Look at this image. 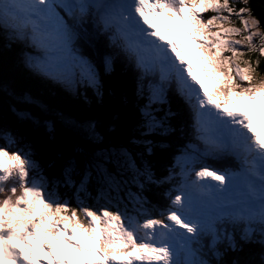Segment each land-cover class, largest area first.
<instances>
[{
    "label": "snow or ice",
    "instance_id": "snow-or-ice-1",
    "mask_svg": "<svg viewBox=\"0 0 264 264\" xmlns=\"http://www.w3.org/2000/svg\"><path fill=\"white\" fill-rule=\"evenodd\" d=\"M238 2L0 0V52L100 103L102 74L120 62L133 121L109 140L92 120L3 89L0 264H264V27L251 0ZM185 117L195 143L172 151ZM41 122L58 123L71 150L38 158ZM165 185L156 212L150 195Z\"/></svg>",
    "mask_w": 264,
    "mask_h": 264
},
{
    "label": "trees",
    "instance_id": "trees-1",
    "mask_svg": "<svg viewBox=\"0 0 264 264\" xmlns=\"http://www.w3.org/2000/svg\"><path fill=\"white\" fill-rule=\"evenodd\" d=\"M240 7L245 5L238 3ZM250 6L253 9L256 17L261 20L264 27V0H251ZM238 24L240 22L238 21ZM19 53L17 51L0 52V94L3 93L5 87L15 89L16 91H27V95L38 99L41 103L49 105L52 109L62 112L67 118L73 120L87 121L92 120L97 123V130L100 134L109 140H123L128 135L133 121L129 116V109L121 105L122 96L127 93L131 94L130 77L123 71L121 66H115V72L112 74L111 81L104 86V102L100 103L99 99L92 90H88L84 94L74 95L68 92L63 87L53 86L49 80H38L35 77H29L25 74V67L19 62ZM247 59V57H245ZM255 60L256 57L252 56ZM112 73V72H111ZM257 76H264V59L261 60L260 66L257 69ZM42 82V84L40 83ZM42 85V87L40 86ZM48 90H47V89ZM28 110L37 119L41 117V111L35 104L25 105ZM27 127H32L31 122H24ZM39 136L48 140L53 149H58L60 152L70 151L71 143L67 140L63 129L58 123H53L52 129L49 130L43 122L38 129L34 131ZM46 162H50L44 153ZM49 151L46 154L49 155ZM58 153V154H59ZM51 154V153H50ZM52 155V154H51ZM54 155V154H53ZM55 157V156H54ZM165 169L162 165L158 166V170ZM166 186V185H165ZM162 187V186H160ZM160 187L153 188L150 197H156L159 201L164 197L166 192ZM150 198V199H151ZM165 199V197H164ZM152 204L153 200L151 199ZM94 206H100L103 201ZM75 206V205H73Z\"/></svg>",
    "mask_w": 264,
    "mask_h": 264
},
{
    "label": "water",
    "instance_id": "water-1",
    "mask_svg": "<svg viewBox=\"0 0 264 264\" xmlns=\"http://www.w3.org/2000/svg\"><path fill=\"white\" fill-rule=\"evenodd\" d=\"M20 105H23V104H20ZM20 107V106H19ZM21 109H23L22 107H20ZM21 127L23 128H29L27 127V125H25L24 123L21 125ZM35 133V132H33ZM31 140H32V143H33V146L35 148V151L38 155V158H40L43 162H46V158L43 156V159L40 157V155H42L41 151L44 153V155L49 158V160H51L52 158H54V156H56L58 153H59V150L58 149H53L48 140L45 139L44 137L42 136H39V135H36V134H32L31 135ZM2 142V141H0ZM49 151V155L46 154V151ZM54 154V155H53Z\"/></svg>",
    "mask_w": 264,
    "mask_h": 264
},
{
    "label": "rangeland",
    "instance_id": "rangeland-1",
    "mask_svg": "<svg viewBox=\"0 0 264 264\" xmlns=\"http://www.w3.org/2000/svg\"><path fill=\"white\" fill-rule=\"evenodd\" d=\"M232 2L234 3L235 1L232 0ZM233 19H234L235 26H236V27H241V25L238 24V19L235 18V17H234ZM197 66H199V65H197ZM241 66L244 67V65H241ZM208 82H210V83H209V89H210V88L212 87V81L209 80ZM206 84H207V83H206ZM207 86H208V84H207ZM257 120H259V119H257ZM46 127H47V125H46ZM261 128H262V127L260 126L259 129H261ZM103 202H104V201H103ZM104 203H105V202H104ZM104 203H101L100 206H102ZM100 206H94V208H95V207H100ZM68 258H69V259L72 258L71 254L68 256Z\"/></svg>",
    "mask_w": 264,
    "mask_h": 264
},
{
    "label": "bare ground",
    "instance_id": "bare-ground-1",
    "mask_svg": "<svg viewBox=\"0 0 264 264\" xmlns=\"http://www.w3.org/2000/svg\"><path fill=\"white\" fill-rule=\"evenodd\" d=\"M249 111L252 113V117H253L254 122L258 121L257 119H259V114L257 112L251 111V110H249ZM259 127H260L259 124H257L256 129L258 131L264 130V128L259 129Z\"/></svg>",
    "mask_w": 264,
    "mask_h": 264
}]
</instances>
